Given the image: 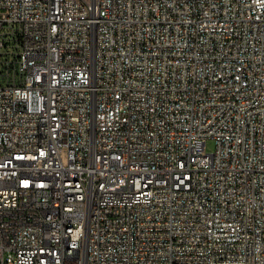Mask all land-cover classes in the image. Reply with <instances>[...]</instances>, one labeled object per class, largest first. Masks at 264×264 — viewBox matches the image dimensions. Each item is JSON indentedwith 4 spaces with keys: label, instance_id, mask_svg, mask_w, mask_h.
<instances>
[{
    "label": "built area",
    "instance_id": "obj_1",
    "mask_svg": "<svg viewBox=\"0 0 264 264\" xmlns=\"http://www.w3.org/2000/svg\"><path fill=\"white\" fill-rule=\"evenodd\" d=\"M0 264H264V0H0Z\"/></svg>",
    "mask_w": 264,
    "mask_h": 264
},
{
    "label": "rangeland",
    "instance_id": "obj_2",
    "mask_svg": "<svg viewBox=\"0 0 264 264\" xmlns=\"http://www.w3.org/2000/svg\"><path fill=\"white\" fill-rule=\"evenodd\" d=\"M3 51L5 52V58L14 61L17 58L19 46H17L15 42H11L10 44H8L6 47L3 48ZM205 146L208 152L214 151L216 148L215 140L212 138L208 139L206 141Z\"/></svg>",
    "mask_w": 264,
    "mask_h": 264
},
{
    "label": "bare ground",
    "instance_id": "obj_3",
    "mask_svg": "<svg viewBox=\"0 0 264 264\" xmlns=\"http://www.w3.org/2000/svg\"><path fill=\"white\" fill-rule=\"evenodd\" d=\"M79 192H88V184L79 185ZM68 230H76V223H68Z\"/></svg>",
    "mask_w": 264,
    "mask_h": 264
}]
</instances>
